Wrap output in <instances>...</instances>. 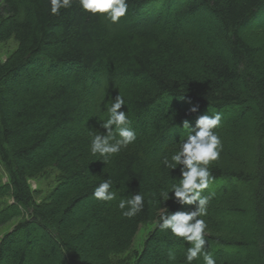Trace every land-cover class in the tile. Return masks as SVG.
<instances>
[{"label": "trees", "instance_id": "1", "mask_svg": "<svg viewBox=\"0 0 264 264\" xmlns=\"http://www.w3.org/2000/svg\"><path fill=\"white\" fill-rule=\"evenodd\" d=\"M127 3L113 24L79 0L57 15L50 0H0V44L17 45L0 62V166L9 180L0 186V228L10 225L0 264H185L190 244L157 223L161 212L195 205L163 202L161 191L180 178L163 161L186 139L177 132L184 120L194 128L215 113L222 150L202 193L214 194L198 217L205 247L216 264H264V41L241 35L264 0ZM118 94L137 138L103 163L89 133L106 132L100 123ZM49 169L56 185L36 202L27 181ZM108 178L117 198L94 199ZM135 193L143 209L124 217L119 200Z\"/></svg>", "mask_w": 264, "mask_h": 264}, {"label": "clouds", "instance_id": "2", "mask_svg": "<svg viewBox=\"0 0 264 264\" xmlns=\"http://www.w3.org/2000/svg\"><path fill=\"white\" fill-rule=\"evenodd\" d=\"M72 0H50V13L59 14L61 9L69 8ZM82 11L93 15L100 14L111 23H118L128 11L127 0H79ZM125 105V100L119 94L112 100L107 108V119L100 123V127L106 132L95 134L90 132L91 137L89 150L91 155H99L103 163H107L112 157L119 154L123 148L133 143L136 132L130 127V119L125 111H120ZM193 106L190 111L196 112ZM221 114L215 113L211 116L202 115L197 118L195 127L190 128L189 121H183V129L190 130L186 139L180 141L179 147L173 152L170 159L165 157L163 163L171 170L179 168V182L171 185L170 189L161 191L160 197L165 203L172 199L180 205H195L192 211L161 212L157 227L161 231H169L172 235L182 238L190 246L186 249L185 264L203 258V264H216L212 253L206 250L205 235L207 231L206 222L198 217L207 215V207L211 196L203 195L205 189L209 188L213 176L209 165L218 160L222 150V141L213 131L221 123ZM172 193V196L169 195ZM93 198L105 202L117 198V192L112 190V180H103L93 191ZM144 206V196L135 193L130 198H121L118 208L122 215L127 218L136 216ZM169 259L174 260L175 255L169 251Z\"/></svg>", "mask_w": 264, "mask_h": 264}, {"label": "rangeland", "instance_id": "3", "mask_svg": "<svg viewBox=\"0 0 264 264\" xmlns=\"http://www.w3.org/2000/svg\"><path fill=\"white\" fill-rule=\"evenodd\" d=\"M242 37L251 45H258L260 41H264V12L260 14V17L256 22L253 23V27L250 29L243 30L241 33ZM17 48L16 43L11 39L5 43L0 44V62L5 61ZM180 135L187 134L190 130L178 129ZM184 131V132H183ZM57 172L53 169L47 170L42 175L29 179L27 185L31 192L36 194V202H39L43 197H45L56 185L57 182ZM8 176L5 170L0 166V186L8 183ZM3 202L10 203L11 200L6 199ZM10 227V225H9ZM9 227L0 228V238L9 230ZM147 230H142L137 237L134 250L139 251L143 240L145 239Z\"/></svg>", "mask_w": 264, "mask_h": 264}]
</instances>
